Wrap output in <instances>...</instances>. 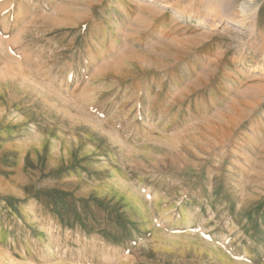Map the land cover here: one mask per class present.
Segmentation results:
<instances>
[{"label":"rangeland","instance_id":"rangeland-1","mask_svg":"<svg viewBox=\"0 0 264 264\" xmlns=\"http://www.w3.org/2000/svg\"><path fill=\"white\" fill-rule=\"evenodd\" d=\"M0 264H264V0H0Z\"/></svg>","mask_w":264,"mask_h":264},{"label":"bare ground","instance_id":"bare-ground-1","mask_svg":"<svg viewBox=\"0 0 264 264\" xmlns=\"http://www.w3.org/2000/svg\"><path fill=\"white\" fill-rule=\"evenodd\" d=\"M245 13V12H244Z\"/></svg>","mask_w":264,"mask_h":264}]
</instances>
